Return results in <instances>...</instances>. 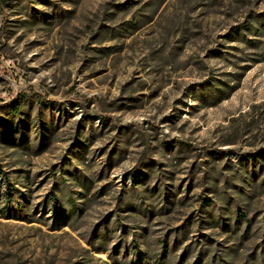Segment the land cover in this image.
Wrapping results in <instances>:
<instances>
[{
  "label": "rangeland",
  "instance_id": "374dc122",
  "mask_svg": "<svg viewBox=\"0 0 264 264\" xmlns=\"http://www.w3.org/2000/svg\"><path fill=\"white\" fill-rule=\"evenodd\" d=\"M5 183L0 264H264V0L0 4Z\"/></svg>",
  "mask_w": 264,
  "mask_h": 264
},
{
  "label": "trees",
  "instance_id": "16d2710c",
  "mask_svg": "<svg viewBox=\"0 0 264 264\" xmlns=\"http://www.w3.org/2000/svg\"><path fill=\"white\" fill-rule=\"evenodd\" d=\"M6 1L7 0H0V4H2V5L6 4ZM24 101H25V99L22 97V102H24ZM11 110L13 111V113L17 114L21 110V105L20 104H14L11 107ZM5 186H7V188L5 189V191L2 194H0V200H1L0 203H3V207L1 208V212L6 211V213L4 214L6 216L10 213L9 211L12 209L13 203L10 202L9 197H10L11 191L13 189L9 188L7 183H5ZM48 202L51 205L50 207H51V211L53 213L52 215H53V218L55 219V220H53V223H56L57 221L62 222L63 207H62L59 199L55 195H52L50 198H48ZM57 227H60V224L57 225ZM107 236H108L107 235V229L106 228L102 229V230L100 229L99 231H96V233H95V240L104 241L107 238ZM166 247H167L166 245H163L161 247V252L163 255L168 254V250L166 251V249H167ZM136 250H137V248L135 247L134 251H131V252L136 253L135 252ZM117 252H119V251H117ZM121 254L123 255V257H125L126 250L124 249L123 253H121ZM169 255L170 256L172 255V254H170V251H169ZM154 259L156 260L157 258L154 257ZM199 260H200V258L198 259V261ZM180 262L181 261H179L177 264H180ZM164 264H167V263L165 262Z\"/></svg>",
  "mask_w": 264,
  "mask_h": 264
}]
</instances>
